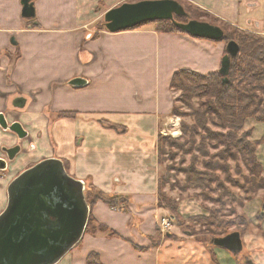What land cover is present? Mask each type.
I'll return each instance as SVG.
<instances>
[{
    "label": "crops",
    "instance_id": "crops-1",
    "mask_svg": "<svg viewBox=\"0 0 264 264\" xmlns=\"http://www.w3.org/2000/svg\"><path fill=\"white\" fill-rule=\"evenodd\" d=\"M32 1L35 15L24 18L20 0H0V111L17 119L28 134L19 141L0 129V149L17 142L22 146L10 174L57 157L71 176L106 196L123 198L117 206L98 200L90 211L95 223L116 235L86 232L56 264H86L90 253L101 264H237L230 251L175 226L164 239L159 234L168 213L158 205L157 139L172 118V76L182 69L218 70L224 42L157 31L154 23L117 32L97 28L108 9L138 0ZM180 1L239 28L264 4ZM74 78L85 83L69 84ZM18 97L25 99L23 107L14 106ZM245 127L260 141L256 156L264 170V122L248 118ZM4 186L0 178L2 202ZM189 204L180 201L184 216L191 212ZM259 224L264 232V220ZM241 237L253 262L264 264V236L251 231Z\"/></svg>",
    "mask_w": 264,
    "mask_h": 264
},
{
    "label": "water",
    "instance_id": "water-1",
    "mask_svg": "<svg viewBox=\"0 0 264 264\" xmlns=\"http://www.w3.org/2000/svg\"><path fill=\"white\" fill-rule=\"evenodd\" d=\"M21 15L33 18L32 0H20ZM175 17L186 19L178 21ZM160 20L170 21L180 31L196 38L222 41L224 30L207 21L190 18L177 0H138L123 2L108 9L103 15L108 32L132 29ZM218 72L227 81L230 59L239 52L234 40L225 45ZM84 79L74 78L69 84L80 86ZM14 105L23 107L25 99L16 98ZM4 129L24 138L27 132L19 122ZM16 151H11V155ZM85 183L71 176L63 161L45 158L16 175L6 188L7 202L0 212V264H56L82 239L90 214L85 199ZM212 245L236 255L242 250L239 231L210 239ZM247 264H253L246 260Z\"/></svg>",
    "mask_w": 264,
    "mask_h": 264
},
{
    "label": "trees",
    "instance_id": "trees-1",
    "mask_svg": "<svg viewBox=\"0 0 264 264\" xmlns=\"http://www.w3.org/2000/svg\"><path fill=\"white\" fill-rule=\"evenodd\" d=\"M180 2L183 4L182 1ZM183 6L190 13V9L184 4ZM152 23L156 24L157 31L182 32L168 20ZM97 28L104 29V23H98ZM228 30L227 32L224 30L222 42L226 44L228 41L234 40L239 46V52L230 59L227 81L223 82V77L218 71L207 74L184 69L176 71L172 76L170 89L179 90L181 95L174 99L172 113L192 119V123L181 122L182 136H185L182 146L186 145L189 150L198 151L211 159L205 163L204 168L198 169L195 165H191L184 169L189 179L193 178L200 187H203L204 184H210L215 179L209 172L212 167L227 171L229 167L224 163L226 159L231 158L238 161V158H241L243 165L251 175L248 181L252 184V190L256 191L264 188L263 170L256 156V147L260 141H252L248 138L251 129L244 130V123L247 118L264 122V38L238 28ZM177 102H180L187 110H179ZM70 114L63 113L62 116ZM210 126H214L217 130L211 129ZM159 136L158 143L174 141L166 140V137L162 135ZM197 136L200 137L198 142L196 141ZM209 148H220V151L210 154ZM212 157L223 161L222 163L218 159L212 161ZM161 187V183H159L158 205L168 212L169 221H173L178 217L177 214L171 212L174 211L176 204L170 199L164 198ZM84 193L90 211L98 200L110 206H117L119 202L123 201V198L120 197L104 195L91 184L85 187ZM86 232H104L108 236L116 235L106 226L95 223L91 214H89ZM86 264H101V262L96 253H90L86 258Z\"/></svg>",
    "mask_w": 264,
    "mask_h": 264
},
{
    "label": "rangeland",
    "instance_id": "rangeland-1",
    "mask_svg": "<svg viewBox=\"0 0 264 264\" xmlns=\"http://www.w3.org/2000/svg\"><path fill=\"white\" fill-rule=\"evenodd\" d=\"M177 1L180 2L179 0ZM183 4L190 9V18L218 25L226 30V32L229 31L228 29L238 28L264 38V4L254 8V11L249 17L250 23L248 25L245 24L246 26H241L242 28L222 23L211 15L203 13L204 11L197 9L191 4ZM259 18L261 20H259ZM176 20L182 21L183 19ZM224 45L226 44L224 43ZM225 53L226 52H224V54ZM171 91L173 92L174 98L180 97L181 94L179 90L171 89ZM176 105L179 110H187L180 102H177ZM247 119L245 121H247ZM182 121L192 123L190 117H182L172 113L171 120L168 121V124L167 121L164 123V127H162L159 135L166 137V140L172 139L174 141H160L158 143L160 136H158L157 139L159 164L158 185L161 183V191L163 192L162 195H164V198L170 199L176 204L174 211L171 212L178 215L176 219L170 221L168 229L175 226L183 233L193 234L196 240L203 241L208 246H212V244H210V239L212 237L223 236L233 231H239L240 236L251 231L260 236H264V232L257 229V226L260 227L259 223L264 220V188L256 191L252 190V184L248 181L251 175L248 169L243 165L241 158H238V161L232 160L231 158L226 159L224 163L229 167L227 171H221L220 169L212 167L209 172L212 173L215 179L212 180L210 184H204L203 187H200L193 178H188V174H186L184 169L191 165H195L198 169L204 168L205 163L211 161V159L198 151L189 150L186 145L182 146L185 140V136H182L181 130ZM210 128L217 130L214 126H210ZM244 130H250L248 127H245V123ZM248 138L253 141L252 130L249 131ZM199 140L200 137L197 136L196 141L198 142ZM219 149L220 148H209V152L210 154H215L220 151ZM216 159H218L220 163L223 161L219 158L212 157V161ZM18 160L19 159L16 158L14 164L18 162ZM13 166L18 167V165ZM10 172L9 169L0 172V176L3 177L6 186L15 175V173L10 174ZM262 176L264 177V170ZM219 183H221V185H219ZM86 186L85 184V187ZM4 191V203L0 200V212L5 208L7 202L5 186ZM182 200L191 203L189 204L191 212L185 216L179 212V204ZM167 218H169V215ZM168 232L169 231L161 232L159 230L160 237L165 238L164 235ZM235 259L237 260V264H247L246 260H251V262L255 264L250 253L244 251L243 247L242 250L236 254Z\"/></svg>",
    "mask_w": 264,
    "mask_h": 264
},
{
    "label": "flooded vegetation",
    "instance_id": "flooded-vegetation-1",
    "mask_svg": "<svg viewBox=\"0 0 264 264\" xmlns=\"http://www.w3.org/2000/svg\"><path fill=\"white\" fill-rule=\"evenodd\" d=\"M183 19H184V18H183ZM184 21H186V19H184ZM15 100H16V99H14L13 104H14L15 102H17V101H15ZM14 106H16V105H14ZM17 107H18V106H17ZM0 115L2 116L1 119H2V120H5V121L7 122L8 125L11 124V123H13V122H19V121H18L17 119H15V118H12V120H10V119H9V116H8L9 113H7L6 111H0ZM19 123H20V122H19ZM20 124H21V123H20ZM21 126H22V124H21ZM22 128H23V126H22ZM0 129H1V131L4 132V133H10V134H13L15 137H17V134H15L14 132L10 131L9 129H4L1 125H0ZM23 129H24V128H23ZM27 136H28V134H27L24 138H18V137H17V139H18L19 141H23L24 139L27 138ZM15 149H16V151L13 153V155H11V154H10L11 151H14ZM21 151H22V146H21V143H20V142H17L16 144H14V145L11 146V147H7V146H5V145H2V146H1V149H0V152H1V154H0V172L9 169V165H10V163L13 162L14 160H16V158L21 154ZM39 161H40V160H39ZM37 162H38V161H37ZM37 162L30 163V164L27 165L24 169H26V168H28V167L34 165V164L37 163ZM63 164H64V167H65V169H66V165H65L64 161H63ZM24 169H22L21 171H23ZM21 171L17 172V173L14 175V177H15L16 175H18ZM66 171H67V169H66ZM67 172H68V171H67ZM0 178H3V177L0 176ZM7 186H8V185H7ZM7 186H6V188H7ZM6 195H7V193H6Z\"/></svg>",
    "mask_w": 264,
    "mask_h": 264
},
{
    "label": "built area",
    "instance_id": "built-area-1",
    "mask_svg": "<svg viewBox=\"0 0 264 264\" xmlns=\"http://www.w3.org/2000/svg\"><path fill=\"white\" fill-rule=\"evenodd\" d=\"M169 226H170V221L168 220V218H164L162 219L161 223H160V231L161 232H167L169 231Z\"/></svg>",
    "mask_w": 264,
    "mask_h": 264
}]
</instances>
